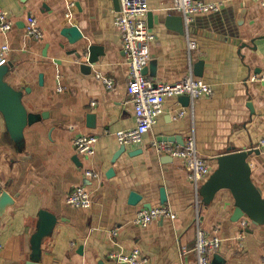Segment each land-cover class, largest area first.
<instances>
[{"label":"crops","instance_id":"0c3cea01","mask_svg":"<svg viewBox=\"0 0 264 264\" xmlns=\"http://www.w3.org/2000/svg\"><path fill=\"white\" fill-rule=\"evenodd\" d=\"M148 4L146 21L155 38L147 77L173 83L191 73L211 85L212 93L189 96L187 102L166 97L143 143L126 147L113 162L121 149L116 132L136 125L128 59L114 23L119 12L115 0H0L13 23L7 33L0 30V45L8 43L11 49L5 79L22 90L29 112L44 116L16 139L0 112L1 192L13 198L0 214V264L31 259L41 210L57 217L42 240L41 264H128L109 255L134 249L140 250L143 264H182L184 248L190 250L184 261L196 264L192 249L199 228L221 239L210 264L216 254L225 258L223 264H264V222L247 216L233 221L235 201L228 189L204 200L200 189L205 181L196 188L184 160L158 152L153 144L183 146L194 135L198 154L212 172L219 156L251 151V177L264 197V150L256 148L264 139V82L253 79L264 74V0H225L218 11L197 12L188 24L173 9V0ZM30 17L43 31L41 39L25 37ZM94 45L101 47L99 58L87 70L82 65ZM82 134L98 137L94 155L78 153L74 141ZM85 170L98 172L100 179L86 177ZM78 186L92 195L90 207L67 203ZM132 192L140 195L135 203ZM148 205L167 206L176 218L136 225V213Z\"/></svg>","mask_w":264,"mask_h":264},{"label":"built area","instance_id":"2783aa9c","mask_svg":"<svg viewBox=\"0 0 264 264\" xmlns=\"http://www.w3.org/2000/svg\"><path fill=\"white\" fill-rule=\"evenodd\" d=\"M225 0H173V9L181 12L185 22L188 24L197 12L218 11ZM74 3H71V7ZM150 10L148 0H121L120 10L115 17L114 23L123 41V48L129 64L128 92L132 97L135 106L136 125L130 129H123L116 132V138L121 146H135L143 143L144 136L155 125L157 118L164 111L166 97L170 96H190L191 99L202 95H211V85L202 79L194 78L191 73L183 79L173 83H153L144 73L145 67L149 63L150 43L155 35L150 31L146 16ZM12 20L7 12L0 7V30L7 33L12 28ZM43 31L40 29L37 19L30 17L25 27V37L32 40L41 39ZM190 47L196 46L195 41H189ZM10 46L8 43L0 45V67L6 65L9 60ZM253 79L264 82V74L255 75ZM111 87L113 81L104 79ZM97 136L82 134L75 138L74 144L78 153L92 156L96 152ZM154 146L158 152H167L175 157H180L185 162L188 177L199 188L203 181H206L212 174L210 164L202 158L196 148L194 135L189 136L183 146H171L165 141H154ZM264 150V139L260 141L258 147ZM84 175L92 179H100L98 172L85 170ZM2 181H0V193ZM67 203L77 208H88L93 203V198L85 186L76 187L67 196ZM164 217L176 218L172 209L167 206H156L140 209L133 222L136 225L147 226L151 221ZM248 225V221L241 223L243 229ZM0 243V250L2 249ZM221 248V239L218 235H209L203 229L196 232V243L192 249L196 264H210V257ZM190 250L186 248L182 251V264L188 260ZM110 258L119 263L143 264L145 259L139 249H134L130 253H111Z\"/></svg>","mask_w":264,"mask_h":264},{"label":"water","instance_id":"95a60500","mask_svg":"<svg viewBox=\"0 0 264 264\" xmlns=\"http://www.w3.org/2000/svg\"><path fill=\"white\" fill-rule=\"evenodd\" d=\"M115 5L120 10V1L115 0ZM71 31V30H70ZM73 33L79 35L80 31L77 27L72 28ZM101 47L91 46L89 50L91 56L86 64L82 66L89 70L90 64L96 63L99 57L96 53ZM203 69V61L197 65L196 75L201 76ZM147 67L144 69L146 74ZM8 73V66L0 67V112L2 113L6 125L13 137L20 139L22 137L24 128L27 125H32L40 121L44 116L29 112L22 100V90L12 86L5 79ZM185 102L189 101V96H181ZM92 114L89 117L93 118ZM125 146L115 154L113 162L125 150ZM251 151H237L223 154L218 157V166L212 172L210 177L205 181L200 189V193L204 196V200L211 201L216 193L222 189H228L235 201V210L231 219L238 221L244 216H247L254 223L264 222V197L260 187L255 185L251 177V165L248 161V156ZM114 172L111 168L109 174ZM140 195L135 192L131 194V202L135 203ZM167 201L164 189H161V202ZM13 203V198L7 191L0 193V214L3 213L6 207ZM147 208H151L148 205ZM57 222V217L47 210H41L39 213V222L37 231L32 236L33 253L31 259L26 264H41V243L45 236L49 235ZM225 258L216 254L211 264H223ZM100 264H106L100 262Z\"/></svg>","mask_w":264,"mask_h":264}]
</instances>
